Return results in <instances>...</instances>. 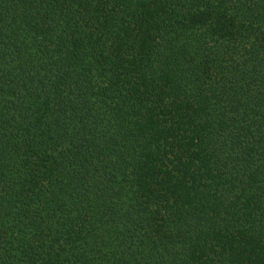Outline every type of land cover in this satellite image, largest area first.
Instances as JSON below:
<instances>
[{
  "label": "trees",
  "instance_id": "16d2710c",
  "mask_svg": "<svg viewBox=\"0 0 264 264\" xmlns=\"http://www.w3.org/2000/svg\"><path fill=\"white\" fill-rule=\"evenodd\" d=\"M0 264H264V0H0Z\"/></svg>",
  "mask_w": 264,
  "mask_h": 264
}]
</instances>
